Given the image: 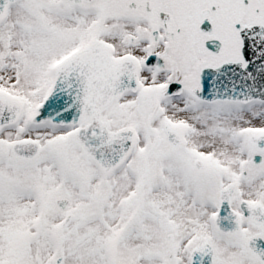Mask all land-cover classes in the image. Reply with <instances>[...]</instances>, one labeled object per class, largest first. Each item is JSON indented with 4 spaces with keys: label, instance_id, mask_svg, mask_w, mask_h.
Listing matches in <instances>:
<instances>
[{
    "label": "snow or ice",
    "instance_id": "1",
    "mask_svg": "<svg viewBox=\"0 0 264 264\" xmlns=\"http://www.w3.org/2000/svg\"><path fill=\"white\" fill-rule=\"evenodd\" d=\"M0 264H264V0H0Z\"/></svg>",
    "mask_w": 264,
    "mask_h": 264
}]
</instances>
